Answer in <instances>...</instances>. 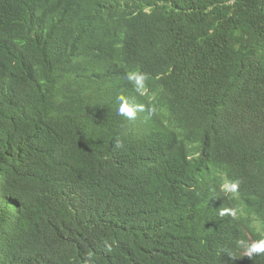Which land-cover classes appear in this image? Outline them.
Instances as JSON below:
<instances>
[{"label":"trees","instance_id":"1","mask_svg":"<svg viewBox=\"0 0 264 264\" xmlns=\"http://www.w3.org/2000/svg\"><path fill=\"white\" fill-rule=\"evenodd\" d=\"M241 239H264V0H0V264H264Z\"/></svg>","mask_w":264,"mask_h":264},{"label":"clouds","instance_id":"2","mask_svg":"<svg viewBox=\"0 0 264 264\" xmlns=\"http://www.w3.org/2000/svg\"><path fill=\"white\" fill-rule=\"evenodd\" d=\"M149 74L142 71L129 72L126 74V79L133 85L137 92L143 89L145 82L148 80ZM118 114L125 117L127 120H135L139 113L144 111L143 105L134 102L127 97H118ZM115 148L120 149L124 147L123 141L117 138L114 141ZM227 189L235 192L236 185L226 186ZM233 216L236 215L235 211H232ZM238 248L241 249L245 257L253 260L255 256L264 254V239L257 240L255 242H249L241 239L237 244Z\"/></svg>","mask_w":264,"mask_h":264}]
</instances>
